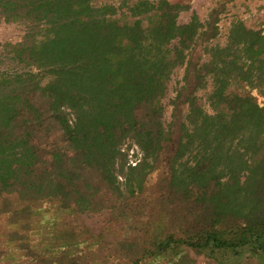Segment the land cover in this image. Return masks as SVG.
I'll use <instances>...</instances> for the list:
<instances>
[{"label":"trees","instance_id":"1","mask_svg":"<svg viewBox=\"0 0 264 264\" xmlns=\"http://www.w3.org/2000/svg\"><path fill=\"white\" fill-rule=\"evenodd\" d=\"M187 9L0 0V264H264V29Z\"/></svg>","mask_w":264,"mask_h":264},{"label":"rangeland","instance_id":"2","mask_svg":"<svg viewBox=\"0 0 264 264\" xmlns=\"http://www.w3.org/2000/svg\"><path fill=\"white\" fill-rule=\"evenodd\" d=\"M182 2L188 5V9L180 14V20L187 21L193 13H197L202 21H205L213 9L219 11V24L222 39L226 34L232 20L241 19L248 26L264 29V0H171ZM26 26L23 24H7L0 19V43L6 41H17L24 34ZM184 67L177 68L171 75L168 83L167 95L164 99L166 107L165 116L168 120L172 112L171 100L176 95L177 88L182 84ZM258 100L264 103V92L254 91ZM130 157L135 158V154L140 155L139 149L135 145L130 146ZM81 220L90 225L95 230L102 227L104 223L103 215L82 216ZM199 259H201L199 257Z\"/></svg>","mask_w":264,"mask_h":264},{"label":"built area","instance_id":"3","mask_svg":"<svg viewBox=\"0 0 264 264\" xmlns=\"http://www.w3.org/2000/svg\"><path fill=\"white\" fill-rule=\"evenodd\" d=\"M131 162H132L133 165H136V163L138 162V159L132 158Z\"/></svg>","mask_w":264,"mask_h":264}]
</instances>
